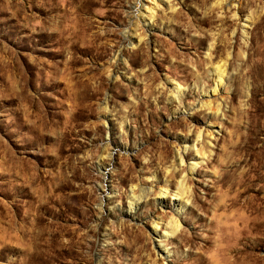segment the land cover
<instances>
[{"label": "rangeland", "instance_id": "1", "mask_svg": "<svg viewBox=\"0 0 264 264\" xmlns=\"http://www.w3.org/2000/svg\"><path fill=\"white\" fill-rule=\"evenodd\" d=\"M142 1L0 0V264H264V0Z\"/></svg>", "mask_w": 264, "mask_h": 264}, {"label": "bare ground", "instance_id": "2", "mask_svg": "<svg viewBox=\"0 0 264 264\" xmlns=\"http://www.w3.org/2000/svg\"><path fill=\"white\" fill-rule=\"evenodd\" d=\"M165 2H166V5H167V7L169 9H172V10L174 9L173 8L174 5L170 2V0H145V1H142L140 3V5L144 9V11L147 14V16L149 17V19H151V18H154V13H155V10L157 9V7L160 6L161 4L165 3ZM141 14H142V12H141ZM243 34H245V32ZM218 77H219V83H220L221 82V77L219 75H218ZM216 90H217V88L215 87V89L213 90V93ZM172 92L174 93L175 96L180 98L181 94H182L181 86L180 85H175L173 87V89H172ZM209 135H210V133H209ZM201 136H202V131H199L197 133L196 137L195 138L193 137L194 139H192L191 145H189L188 147H192L193 149H195L197 143L199 142V138ZM184 150H187V147H185ZM204 156H205L204 152H202L201 150L196 148V153H195L194 158H193L194 161L189 165V170L191 172H194L195 168L203 160ZM177 159L179 160L180 163H182L183 159H184V154L179 151L177 153ZM180 181H181V184L184 185V188L175 189L176 191H174L172 193H170L168 184H166L163 188L159 189V192H160L159 194L160 195H165L166 196L168 194H174L176 198H179L178 201L176 202L178 204V207H177L178 211L176 212L177 214H180L181 212L179 210L182 211L184 208H186L187 204H190V202L192 200V193H191L189 187H187L185 185V182H184L185 179H182ZM247 206H249V204ZM157 223L158 222H155V224H157ZM179 228H180V222H179L178 218L171 217L170 221L167 222L166 225H165V233L164 234H165V236L174 235L178 231ZM245 230H246V226L242 224L240 229H239L240 233L245 232ZM162 251L164 253L167 252L166 249H163Z\"/></svg>", "mask_w": 264, "mask_h": 264}]
</instances>
